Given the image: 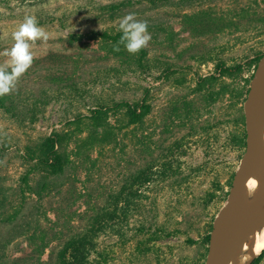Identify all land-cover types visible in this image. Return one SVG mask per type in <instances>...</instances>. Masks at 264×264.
Returning <instances> with one entry per match:
<instances>
[{
    "label": "rangeland",
    "instance_id": "374dc122",
    "mask_svg": "<svg viewBox=\"0 0 264 264\" xmlns=\"http://www.w3.org/2000/svg\"><path fill=\"white\" fill-rule=\"evenodd\" d=\"M119 1L41 0L31 5L0 0V52L12 46V33L25 16L42 21L48 35L47 41L32 46V66L10 94L15 106L11 115L0 110V264H58L63 243L86 231L92 217L108 207L129 178L175 142L181 143L172 154L176 174L143 187L139 209L120 224L122 235L99 233L97 253L90 259L96 260L94 264H203L205 260L202 239L226 200L228 182L244 152L230 141L231 135L244 129V124L235 123L243 117V103L232 105L235 100L228 94L208 105L195 90L196 82L214 74L220 60L226 66L245 64L264 51V0H165L155 7L138 0L109 19L101 7ZM129 13L148 22L146 74L128 71L106 57L96 41L67 42L70 35L117 30ZM195 14L218 19L219 31L192 36L186 20ZM229 21L235 26H228ZM4 59L0 57V62ZM253 72L244 70L234 82L220 79L215 89L224 82L231 84L230 89L245 90L244 79ZM73 83L77 90L70 87ZM145 90L150 112L142 126L118 135L117 146L94 147L75 157L73 138L62 173L46 178L26 174L32 164L24 160L27 148L53 131L73 130L71 122L87 121L100 105L138 102ZM173 105L180 108L181 116L190 113L187 121L168 117ZM109 121L114 124V117ZM86 135L84 131L78 136ZM209 194H214L211 200ZM153 234L157 237L147 242ZM42 242L49 245L39 255ZM146 246L149 251L144 252ZM259 264H264V257Z\"/></svg>",
    "mask_w": 264,
    "mask_h": 264
},
{
    "label": "trees",
    "instance_id": "16d2710c",
    "mask_svg": "<svg viewBox=\"0 0 264 264\" xmlns=\"http://www.w3.org/2000/svg\"><path fill=\"white\" fill-rule=\"evenodd\" d=\"M41 0H16L18 3L36 5ZM136 1V2H135ZM165 0H148V3L155 7L156 2H163ZM138 0H121L114 4H109L102 6L101 9L105 10L109 19H114L120 15L123 10L132 8ZM244 11L242 10V13ZM210 14H195L188 17L186 20L187 26L190 28L192 36H198L207 34L208 32H213L218 26V19L214 20ZM244 17V15H241ZM213 21L214 24H213ZM264 21V20H263ZM42 21L39 24L42 25ZM228 26L233 25V22L229 21ZM171 34H173L171 32ZM121 36V32L117 30H94L89 32L85 36L80 35H70L68 36L67 42L72 44L74 42H80L83 38L89 41H96L98 50L105 53V56H111L116 59L117 62L124 66L125 69L133 73L138 72L140 74H146L149 71V66L147 64V48L142 49L136 55H130L123 47L120 45V51H114V45L117 43ZM174 46H172L173 48ZM264 53L260 52L253 56V58L246 61L245 64H236L234 66H226L223 61H218L215 64V73L211 74L206 78L199 79L196 82L195 90L200 93L203 99L208 102V105L213 104L218 99L224 97L225 95H230L231 100H235L232 105L241 104L244 102L246 94L248 92L249 82L252 78V74L246 79L244 83L246 84V89H230L231 84L221 83V85L215 89L216 83L220 79H229L234 82L236 78L241 77L242 72H252ZM243 79V78H242ZM75 84L73 83L70 87L75 89ZM236 93V94H234ZM11 94V93H10ZM5 95L0 97V110L8 115H11L14 105L12 104L11 95ZM148 90H145L143 98L135 103L119 102L114 104L113 107L107 108L100 105V108L92 111L91 115L87 118V121H82V119H76L71 122L74 127L73 130H67L64 133L53 131L50 135L44 137L35 147L27 148L25 151L24 160L26 162L32 163L27 175L31 172L44 174L43 178L57 175L62 173L64 167L69 163V155L66 152L67 145L69 141L73 138L77 141L76 152H72L75 157L81 155L82 152H86L91 148L98 147L99 150L105 148V146H117L118 135L120 133H125L131 126H142L145 117L150 112V105L147 103ZM184 108L189 106L188 102L183 103ZM180 108L173 105L170 109L168 117H175L179 120H185V117L189 116V112L186 111V115L181 116ZM114 117V124H111L109 117ZM184 117V118H183ZM187 121V120H185ZM235 123L238 125H243V117L239 116ZM87 132L84 138H81V133ZM75 141V142H76ZM231 144L239 149H244L245 147V132L241 129L239 133L231 135ZM181 149V143L175 142L170 147L164 150L159 158L150 160L147 164L137 170L130 178L127 184L122 188L121 192L117 195L111 197L110 204L107 208L102 209V211L96 213L90 220V227L84 231L82 234L76 237H71L65 243H63L62 248L57 252L56 261L58 264H94L96 260L90 259L92 253H97L96 238L99 233H104L106 230L109 232H115L117 235L121 233L122 223L128 221V215L132 212H136L139 209V202L143 199V193L141 189L147 186L153 181H165L173 177L178 169V166L173 165L174 159H172V154L174 151ZM162 158V161L159 160ZM177 162V161H175ZM26 177V176H24ZM183 178L180 181H184ZM26 181V178H24ZM26 189L30 190L27 182ZM175 184H179L177 181ZM231 181L228 182V187H230ZM217 189L219 188L216 185ZM45 185H42L40 190H44ZM32 191V189L30 190ZM41 191L38 192V196L41 195ZM228 192L225 193V197ZM214 194H209L208 197L211 200ZM122 201L121 206L119 202ZM10 218V217H9ZM211 230V226L209 227ZM204 235L202 239V245L207 251V245L209 240V232ZM157 236L155 234L148 237L147 242L154 240ZM143 244V242H139ZM189 243H194L189 241ZM49 245L48 242H42L38 246L39 255L44 253L45 248ZM143 251H149V248L144 247ZM205 257V255H204ZM264 257V250L261 254L255 258L251 264H259Z\"/></svg>",
    "mask_w": 264,
    "mask_h": 264
},
{
    "label": "water",
    "instance_id": "95a60500",
    "mask_svg": "<svg viewBox=\"0 0 264 264\" xmlns=\"http://www.w3.org/2000/svg\"><path fill=\"white\" fill-rule=\"evenodd\" d=\"M261 87H264V53L255 67L242 104L244 152L234 171L226 200L213 219L203 264H238L263 225L264 205L253 201L255 170L264 157V112L257 115ZM249 193H252L251 198ZM243 217L250 222L249 236L244 244Z\"/></svg>",
    "mask_w": 264,
    "mask_h": 264
},
{
    "label": "clouds",
    "instance_id": "9594fccd",
    "mask_svg": "<svg viewBox=\"0 0 264 264\" xmlns=\"http://www.w3.org/2000/svg\"><path fill=\"white\" fill-rule=\"evenodd\" d=\"M118 30L121 36L113 46L114 51H120V45H123L130 55H136L151 41L148 22L137 19L135 13L122 17ZM12 38V46L0 52V57L6 58L0 62V97L15 90L19 79L32 66L33 44L38 40L47 41L48 35L35 16H25L18 29L12 33ZM248 195L252 197V193Z\"/></svg>",
    "mask_w": 264,
    "mask_h": 264
},
{
    "label": "bare ground",
    "instance_id": "6f19581e",
    "mask_svg": "<svg viewBox=\"0 0 264 264\" xmlns=\"http://www.w3.org/2000/svg\"><path fill=\"white\" fill-rule=\"evenodd\" d=\"M259 104L257 109V115L264 112V87L258 90ZM253 201L258 204L264 205V157L258 162L255 170V178L253 182ZM250 222L246 217L242 219V239L243 244L246 242L249 236ZM264 250V216L263 225L261 230L255 235L253 242L246 249L243 258L238 264H248L251 260L258 257Z\"/></svg>",
    "mask_w": 264,
    "mask_h": 264
}]
</instances>
